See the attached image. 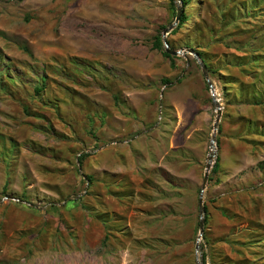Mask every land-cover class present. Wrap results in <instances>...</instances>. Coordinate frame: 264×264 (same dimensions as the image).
<instances>
[{
  "label": "rangeland",
  "instance_id": "rangeland-1",
  "mask_svg": "<svg viewBox=\"0 0 264 264\" xmlns=\"http://www.w3.org/2000/svg\"><path fill=\"white\" fill-rule=\"evenodd\" d=\"M183 5L0 0V264H264V0Z\"/></svg>",
  "mask_w": 264,
  "mask_h": 264
},
{
  "label": "water",
  "instance_id": "water-1",
  "mask_svg": "<svg viewBox=\"0 0 264 264\" xmlns=\"http://www.w3.org/2000/svg\"><path fill=\"white\" fill-rule=\"evenodd\" d=\"M176 5H177L176 19H175L174 23H172V25L170 27L165 29V31L163 33V43H164V46L166 48V51L168 53L172 54V55H179V54H182V53L186 52V51H183V50L179 51V50L172 49L169 46V43L167 41V35L169 34V32L171 30H173L179 24V22H180V20L182 18V15L185 12V7L183 5V0H176ZM188 52L192 53L195 56V58L197 59V61L200 63V65L202 67V70H203V74H204V76H205V78L207 80V83L209 85V88H210V90L212 92L213 103L216 106L217 112H218L216 120H215V123H214V133H213L211 144H210L211 151H210V153L208 155V158H207L206 171H205V175H204V179H203V183H202V189H201L200 198H199V207H200V232H199V239H200L203 236L204 227H205V211H206V208H205V203H204L205 202L204 192H205V189H206V185H207V183L209 181L210 172L212 171L213 166H214V164L216 162V159H217V150H216V148H217V132H218L221 116H222V107H221V104L219 102V99L216 97L215 87H214L213 82L210 79L207 65L203 62V60H201V58L199 57L198 53L194 49H188ZM214 149H215V151H214ZM196 248H197V250L200 249L199 243H197ZM198 264H203V258L202 257L200 259L198 258Z\"/></svg>",
  "mask_w": 264,
  "mask_h": 264
},
{
  "label": "trees",
  "instance_id": "trees-1",
  "mask_svg": "<svg viewBox=\"0 0 264 264\" xmlns=\"http://www.w3.org/2000/svg\"><path fill=\"white\" fill-rule=\"evenodd\" d=\"M188 1H189V0H183V3H184V4H187ZM185 21H186V15H185V13H184V14L182 15L181 20H180L179 26H181ZM153 46H154V48H156V49L162 50V51H163V54H164L165 57H168V58H171V59H174V58H175L174 55H172V54H170V53H168V52L166 51V48H165L164 43H163V37H162V35H157V36H156ZM198 54L202 57V53H201V52L198 51ZM204 62H205V64L207 65V68H209V66H208V64L206 63L205 60H204ZM209 70H210V68H209ZM164 81H165V83H169V82H170L169 79H164ZM36 90H37L38 92H40V91L42 90V88H38V87H37ZM219 161H220V157L217 156L216 162H215V164H214V166H213V169H212V172H213V173H217V172H218V170H219V168H220V162H219ZM92 179H93L92 176H88V181H89V182H91ZM207 211H208V209H207V207H206V213H207ZM207 223H208V216H205V224H207ZM205 256H206V255H205ZM204 264H206V257H204Z\"/></svg>",
  "mask_w": 264,
  "mask_h": 264
},
{
  "label": "bare ground",
  "instance_id": "bare-ground-1",
  "mask_svg": "<svg viewBox=\"0 0 264 264\" xmlns=\"http://www.w3.org/2000/svg\"><path fill=\"white\" fill-rule=\"evenodd\" d=\"M214 151H215V149H214Z\"/></svg>",
  "mask_w": 264,
  "mask_h": 264
}]
</instances>
